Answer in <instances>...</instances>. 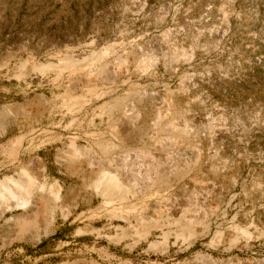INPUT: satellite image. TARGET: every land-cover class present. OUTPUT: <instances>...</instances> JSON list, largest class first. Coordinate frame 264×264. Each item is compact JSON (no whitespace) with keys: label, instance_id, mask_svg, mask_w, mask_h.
Wrapping results in <instances>:
<instances>
[{"label":"rangeland","instance_id":"rangeland-1","mask_svg":"<svg viewBox=\"0 0 264 264\" xmlns=\"http://www.w3.org/2000/svg\"><path fill=\"white\" fill-rule=\"evenodd\" d=\"M0 264H264V0H0Z\"/></svg>","mask_w":264,"mask_h":264},{"label":"bare ground","instance_id":"bare-ground-1","mask_svg":"<svg viewBox=\"0 0 264 264\" xmlns=\"http://www.w3.org/2000/svg\"><path fill=\"white\" fill-rule=\"evenodd\" d=\"M34 182L31 180V179H29L28 180V182H27V184L25 185V189H24V191H29V189H31V187L33 186L32 184H33ZM24 193V192H23ZM25 199V198H24ZM23 199V200H24Z\"/></svg>","mask_w":264,"mask_h":264}]
</instances>
